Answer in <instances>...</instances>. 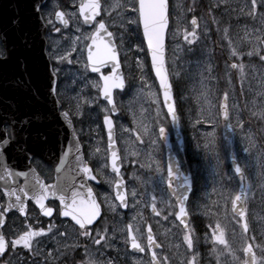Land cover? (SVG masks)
<instances>
[{"label": "snow or ice", "instance_id": "snow-or-ice-1", "mask_svg": "<svg viewBox=\"0 0 264 264\" xmlns=\"http://www.w3.org/2000/svg\"><path fill=\"white\" fill-rule=\"evenodd\" d=\"M72 3L74 10L71 12L63 10L58 5L52 9H47V6L42 3L34 6L35 13L43 21L45 31L61 34L62 30L68 29L69 24L72 23L75 26V32L78 33L71 39L69 47L64 51H61L59 41L55 45H49L48 59L53 65L48 76L51 81L48 85L49 94L57 98L54 103H60L58 99L60 93L56 83L61 71L60 65L65 63L72 64L73 53L77 54L76 63H81V57L83 58L82 67L85 73L90 71L97 74V78L89 82V86L96 89L97 95L92 98H84L83 100L77 97L75 112L66 110L60 114L69 127H72L73 117L82 115L81 103H96L100 97H103L104 101L107 102L101 108V111L104 113L103 124L108 131L107 152L109 155L106 157L107 162L102 167L107 168L110 166L111 173L114 174V178L105 177L103 181L111 189V194H104L103 200H101L99 199V194L89 185V181L97 180V175L94 174L93 169L85 161L79 139L75 136L74 128L73 141L69 143L68 151L61 156L60 166L56 168V172L57 174L62 172L70 154L75 157V169L72 175L65 178H61L58 175L57 182L54 184L46 183L33 167H29V171H15L8 163L0 161V181H3L4 185L3 195L7 197L5 204H0V261L4 260V257L9 252L13 254L26 252L35 256L43 255L45 264H49V261L57 260L64 250L71 249L74 251L82 247L85 258L82 259L80 264H115L113 259L101 260L97 257V253L99 256H103L102 249L111 247L115 240V229L110 228L107 224L97 227L98 221L104 215L102 206H106L107 210L115 213L118 208H129V201L131 200L133 202L131 206L135 208L141 203L144 195L136 189L127 190L121 171L124 160L137 157L139 153L133 151L128 153L127 156L121 155L116 148V140L113 135L114 121L111 114L119 111L114 93H117V90L120 92L125 91L128 82L120 54L125 34L132 26H135V30L141 31V45L146 43V48L138 46L137 51H143L145 55H150L151 70L154 71L155 78L159 80L158 91H149L147 94L152 98L153 104L157 106V117L166 108L167 111L164 115H171L173 121H176L177 116L173 85L167 65L166 41L171 37V40L176 42L175 52L180 50L179 41L181 39L189 46L190 50L201 38L200 18L195 14L187 22H185L184 13L178 14L174 21L175 27H172L170 22L173 14L169 0H72ZM221 3L227 7L228 0H220L215 6H210L209 10L215 11L220 7ZM185 11L193 13L194 9L188 7ZM234 11L253 21H259V28H253L249 31L247 25L244 26V40L251 46V50L246 55L249 57L257 56L261 62H264V0H244L243 4L234 9ZM42 12L43 14H41ZM114 15L119 22L118 25L110 23ZM212 19L213 22H217L214 17ZM83 26H88L90 30L82 32ZM114 27L118 28L119 35L117 31L110 30ZM205 27H207V24H205ZM223 31L224 39L227 40L229 45L230 58L243 55L230 39V29L225 28ZM63 39L67 41L69 38L63 37ZM25 45L30 49L34 46L28 41H25ZM12 54L13 48L9 47L7 38L0 37V63H6ZM136 66L141 73L140 81L142 86L140 91L143 92L145 88L150 89L151 86L147 84L144 75L143 61L138 60ZM245 67L242 62L230 64L231 69H239L242 79L244 78ZM19 83L21 86H25V82L20 81ZM30 83L28 81L27 85L30 86ZM261 94L264 95V93ZM227 99L228 93L225 92V103L220 105V107L223 110L222 116L225 126L231 128L232 125L228 123L230 114ZM258 115L264 118V111ZM200 122L197 120V123ZM133 123L136 124V128L131 130L122 128V131L129 133V135L135 132L136 142L143 144V137L146 136L153 146L158 143H167V130L162 121H153L152 125L149 126V124L142 121H137L134 116ZM27 124H29V120L25 118L18 122L13 120L10 128L0 127V155H3L15 145L18 150L31 159L26 145H21L20 143L22 137L18 135ZM240 126L241 128L243 127L242 124ZM152 137H155V139ZM224 141V152L226 155H230L232 172L239 179V191L230 194L226 203L230 201L232 217L240 225L241 246L239 249L233 248L226 239L224 229L219 222L214 226L212 224L208 225L211 231L206 233L205 243H208L209 240L211 241V255L216 257L217 264H221V257H230L231 260L228 261V264H264V243L254 244L252 241L257 238L248 235L250 228L246 205L251 182L249 181L246 186L245 181L249 180L246 175L249 162L241 163L237 153L230 151L231 142L227 137L224 138ZM203 147L212 154L215 160L213 166L215 169L214 175L220 177L221 184L223 185L225 178L230 181L232 176H229L223 170L225 157L221 155V145L216 141L214 132L206 134V142ZM251 148L252 143L249 141L248 146L243 148V152L250 154ZM100 152L101 149L97 147L92 155L95 156ZM147 155L150 163L147 165L141 163L140 166L142 168L145 166L151 168L155 164V171L159 175V181L161 184H166L171 197L170 200L162 199L160 203L164 207L158 210L157 197L153 195L150 203L151 212L156 217H160L163 212L167 211L163 219L167 221L171 217L182 226L186 255L183 260L179 261V264H199V253L196 251L194 243L195 238L191 234L187 223L189 215L187 202L192 188L191 177L181 172L179 162L169 163L165 174V169L161 167L158 160L154 159L152 153L149 152ZM256 166L259 169L257 177L260 186L264 189V153H260L256 157ZM77 176H79V183L76 182ZM19 177L24 178L22 186L17 183V178ZM135 178L139 179L138 177ZM138 197L140 199H137ZM29 200L34 201L43 217L53 218L55 214L58 217L68 218L76 230V238L71 243L65 242L61 246V240H68L67 230L60 231V226L54 222H50L46 227L41 226L38 217H29L27 214V203ZM173 200L174 202H172ZM55 201H58V204L50 206ZM13 210L18 212L25 221L19 227H10L8 225L9 213ZM139 215L138 213L133 216L131 218L132 222L127 223L121 232L125 247L145 253L148 256V264H171L168 256H161L157 251L158 249L162 251V245L157 243V237L153 233L152 226L149 224L144 227L139 223H134L139 218ZM13 225H15V221H13ZM110 231L112 235L109 234ZM261 237L264 238V227L261 229ZM45 238H52L56 244V247L51 251H45L41 248ZM81 238L86 241L83 245L79 242ZM87 242H90L91 246H97L95 252L91 250ZM176 247L179 248L180 245H176ZM237 252L240 255H237ZM257 252H259V256ZM4 264H11V260L5 261ZM136 264H143V262L138 261Z\"/></svg>", "mask_w": 264, "mask_h": 264}, {"label": "rangeland", "instance_id": "rangeland-1", "mask_svg": "<svg viewBox=\"0 0 264 264\" xmlns=\"http://www.w3.org/2000/svg\"><path fill=\"white\" fill-rule=\"evenodd\" d=\"M219 2L220 0H169L173 14L170 22L172 27H175L176 16L181 13L185 15V22L190 21L192 15L195 14L200 18L201 23V38L190 50L189 46L181 39L179 41L180 50L174 52L176 42H173L171 37H169L166 53L177 108L178 125L185 139L183 149L178 150V147L174 144V150L184 171L189 172L192 176V190L187 203V210L190 217L189 229L195 238V249L199 253V264H217L216 257L211 255V241L209 240L208 243H205V235L211 231L208 228L209 224L214 226L219 222L224 229L226 239L233 248L239 249L241 246L240 225L232 217L230 201L226 203L229 195L237 191L238 180L231 172V169L229 170L226 166L228 155L225 154L223 149L225 141L222 135L219 106L225 92L228 93L229 103L230 119L228 123L232 125L231 128L233 130L232 139L230 140L231 149L237 153L241 163L249 162V167L246 170L249 180L245 181L246 186L249 181L251 182V189L247 195L248 217L251 218V221L248 219L250 228L248 235L257 238L252 241L254 244L264 243V238L261 237V229L264 227V189L260 186L257 177L259 169L256 166V157L260 153H264V118L258 115L264 111V95L261 94L264 93V86H262L264 85V68L261 66L260 61H253L251 57L246 55L251 50V46L244 40L245 25H247L249 31L253 28H259L260 25L259 21H253L234 11V9L243 4L244 0H228L227 7L221 3L220 7L215 11L209 10L210 6H215ZM57 5L68 12L74 10L72 0H50L46 4L47 9H52ZM188 7H192L194 12H186L185 10ZM213 17L218 23L213 22ZM110 23L118 25L119 22L115 15ZM205 24H207V27H205ZM225 28L230 29V39L243 55L230 58L229 49L225 48L223 43L224 38L222 41H218L221 36L224 37L223 30ZM89 30L85 26L81 29L82 32ZM110 30L117 31L119 35L118 28L114 27ZM75 35H78V33L75 32V26L72 23L69 24L68 29L62 30L61 34L48 32L47 52H49V45H55L57 41L60 42L61 51H64L69 47L71 39ZM63 37H68L69 39L65 41ZM141 40V32L135 30V26H132L125 34L124 44L120 49L121 62L124 73L128 77V82L125 91L115 93V100L119 109L118 115L115 116V124L117 126V138L121 155L127 156L128 153L133 151L139 153L137 157L124 160V165L126 166L124 173L130 177L128 191L136 189L144 195L141 203L135 208L131 206L133 202L130 200V206L126 211L118 208L113 213L107 210L106 206H103L104 215L97 227L107 224L110 228L115 229V240L111 247L102 249L103 256H99L97 253V257L101 260L113 259L115 264H136L138 261L148 264V256L132 254L128 247H125L123 236L121 235L126 224L132 222L131 218L139 213V218L134 223H139L145 227L146 222H148L152 226L158 242L162 245V251L159 250V254L168 256L171 264H179V261L183 260L186 255L183 229L171 217L167 221L163 219L167 211L163 212L160 217H156L149 210L151 197L153 196L151 193L154 192L153 190L157 191V186H159L161 195L157 201L158 210L164 207L160 203L162 199H171L166 192V185L160 183L157 172L155 178L145 179L140 174H144L146 171L137 167V160L145 165L150 163L147 154L151 152L154 159L158 160L161 167L165 169L163 146L161 143L153 146L146 136L143 137V144L138 145L132 133L129 135V133L122 131V128L130 130L136 128V124L133 123L134 116L137 121H142L149 124V126L152 125L153 121L160 120L170 130L167 116L164 115V109L161 111L160 116L157 117V106L153 104L152 98L147 94L149 91L157 92L158 86L151 73L147 55L143 51H137L138 46L145 48L144 44L141 45ZM218 46H222L226 50L222 53L223 58L219 63L215 61L214 57V50L219 51ZM73 54V59L76 60L77 54ZM138 60L143 61L144 75L147 84L151 86L150 89L145 88L143 92L140 91L142 86L140 81L141 73L136 66ZM82 61L83 58L81 57V63H79L81 66ZM231 61L242 62L246 66L243 79L239 69L231 71L228 65V62ZM66 64L60 65L61 71L57 85L60 93L59 100L63 103V109L75 112L77 97L83 100L84 98H92L97 95L96 89L89 86V82L96 79L97 76L89 72L85 73L83 67L82 71H75L66 67ZM218 72L222 75L218 76ZM221 76L226 85L228 84L229 90H224L220 85V82H222ZM250 95L252 96L250 97ZM257 100L259 101L257 102ZM105 105L106 103L101 99L96 103H81L82 115L73 117L77 135L87 152V159L94 165L97 175L102 180V185L98 189L101 200H103L104 194H111V189L103 182L105 177H113L107 168L102 167L107 162L105 135L101 123V117L104 115L101 108ZM252 107L255 117L259 118V120L249 126L247 124L252 122L251 116L253 114L249 109ZM197 120L201 122L197 123ZM241 124L243 125L242 128ZM213 132L215 133L216 141L221 145V155L225 157L223 170L229 176H232L230 181L225 178L223 185L220 182V177L214 175L215 169L213 166L215 160L212 154L203 147L206 142V134ZM152 138L155 139V137ZM249 141L252 143L250 154L243 152V148L248 146ZM97 147L101 149V152L93 156L92 153ZM33 162L45 178L49 179L51 177L49 167L38 160ZM135 162L136 164L133 165ZM132 166L135 168L132 169ZM145 169L148 171L155 170V164L151 168L145 166ZM144 183L145 185L149 184V188H146ZM154 193L156 196V192ZM137 199H140V197ZM203 217L205 221L201 225L199 220H202ZM13 221H15L14 217L11 218L10 222ZM9 226L16 227L13 224H9ZM58 226H60V231H65L66 229L68 233V240H61V246L65 242L71 243L76 238V230L69 221L63 220V223ZM109 234L112 235V232L110 231ZM51 240L53 242L52 238ZM79 242L81 245L86 243L82 238ZM87 243H89L91 250L95 252L97 246H91L90 242ZM54 244L53 242V245H50L47 241H43L41 248L45 251H51L56 247V244ZM176 245H180V247L177 248ZM237 255H240V253L237 252ZM257 255L259 256V252H257ZM84 258L82 247L74 251L71 249L63 251V264H80ZM14 259L15 261L17 260V258ZM230 260V257L220 258L221 264H228ZM17 264L27 263L18 262Z\"/></svg>", "mask_w": 264, "mask_h": 264}, {"label": "water", "instance_id": "water-1", "mask_svg": "<svg viewBox=\"0 0 264 264\" xmlns=\"http://www.w3.org/2000/svg\"><path fill=\"white\" fill-rule=\"evenodd\" d=\"M45 1L0 0V37H6L9 47L13 48L11 58L6 63H0V127L6 123L12 127L13 120H29V124L18 133L22 137L20 143L26 145L30 157L38 156L53 166L54 182L49 184H54L58 175L65 178L73 174L75 157L70 154L62 172L57 174L61 156L68 151V145L73 141V125L69 127L58 110L59 103H54L55 98L49 94L48 85L51 81L48 76L51 68L45 53V27L34 11L36 4ZM25 41L34 46L31 49L26 47ZM149 60L151 65L150 55ZM20 81L25 82V86H21ZM28 81L31 82L30 86L27 85ZM170 119L175 127L176 121L171 115ZM223 124L224 133L229 137L224 119ZM104 127L108 139L107 127ZM29 160L15 145L0 155V161L8 163L15 171H29V167H33ZM19 180L24 183L23 177L17 178V183ZM76 182H80L79 176ZM94 182L98 183V180ZM0 190L4 193L3 181H0ZM129 250L140 253L130 247Z\"/></svg>", "mask_w": 264, "mask_h": 264}, {"label": "bare ground", "instance_id": "bare-ground-1", "mask_svg": "<svg viewBox=\"0 0 264 264\" xmlns=\"http://www.w3.org/2000/svg\"><path fill=\"white\" fill-rule=\"evenodd\" d=\"M252 93H253V91H252ZM259 100H257V102H258ZM253 108V107H252ZM255 118V116L253 117V119ZM152 175H154V172H152V171H149V172H147L146 174H145V176H147V177H149V176H152ZM155 176V175H154Z\"/></svg>", "mask_w": 264, "mask_h": 264}]
</instances>
